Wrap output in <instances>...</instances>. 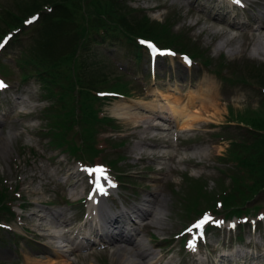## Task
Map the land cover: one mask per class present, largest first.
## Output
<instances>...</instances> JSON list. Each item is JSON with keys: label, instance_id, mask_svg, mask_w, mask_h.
Segmentation results:
<instances>
[{"label": "rangeland", "instance_id": "obj_1", "mask_svg": "<svg viewBox=\"0 0 264 264\" xmlns=\"http://www.w3.org/2000/svg\"><path fill=\"white\" fill-rule=\"evenodd\" d=\"M16 1L0 0V15L5 9H15L13 5ZM119 1L133 8L135 16L144 13L151 22L168 21L169 34L175 35L177 32L183 40L195 43L212 62L209 69L202 65L200 58L192 57L187 65L183 61L186 55L179 54L178 47L174 45L170 46L174 53L163 58L152 56L144 49H139L140 57L135 58L123 38L80 51L86 63L97 53L96 75L105 73L108 82L117 75L128 82L127 96L112 95L99 100V113L108 121L95 125V136L104 138L108 146L100 145L101 140L97 142L98 155L89 162L100 167L101 163L118 158L111 170L104 169L108 177L105 190L109 197L101 204L117 208L122 204L126 208L141 203L146 206L150 202L145 204L142 199L152 194L153 216L157 209L161 220L153 219L154 224L151 222L147 229L140 228L139 239L149 244V250L155 252V243H165L166 238L180 232L190 220L188 217L181 218L185 215L186 204L193 197L190 195L197 193L195 200L200 208L209 205L205 201L208 195L216 198L220 188L230 185V174H238L237 168L228 159L230 155L227 150L233 138L251 140L244 130L248 124L239 120L238 116H254L264 109V99L259 94L261 91L250 88V84H264V80L257 77L261 75L264 78V41L241 35L245 30L252 31L237 26L232 28L229 20L225 24L216 21L213 0ZM252 6L247 10L232 11L238 15L237 19L244 20L257 13L258 5L253 3ZM155 7L157 9L153 10ZM34 14L24 17L23 31H16L13 36L10 34L0 49V78L7 84L0 93V120L3 122L0 126V179L7 188L16 191L11 203L14 217L0 216V264H133L135 260L132 257L136 258V253H126L128 260L122 261L117 256L119 251L113 252L112 246L105 250L94 245L89 249L77 250H68L69 247L64 246L65 252L60 250L59 255L51 253L55 251L53 246L50 249L47 247L50 246L47 242L50 238L44 234L49 232L46 227L51 226L50 221L53 222L52 216L46 215L47 211L63 209L59 215V219L65 220L62 224L74 234L81 235L77 231L81 223L77 221L83 213V204L78 200L90 198V193H93L91 180L95 174L88 171L92 169L90 166L81 165L87 161L75 158L65 142H61V146L51 144L53 138L50 139L49 132L56 127L53 120L46 116L58 111L51 106L55 102L56 86L44 83L41 75L44 77L45 73L40 75L38 66L19 59L22 56L27 59L28 49L35 44L33 26L38 20L36 18L26 23L28 16ZM262 25L256 32L264 33V22ZM1 27L4 32L8 30L4 23ZM218 57L229 62L227 66L230 70L233 63L239 65L248 82L235 80L230 83L211 70L218 66ZM33 69L38 70L37 73L28 75V71ZM230 70L227 75L232 74ZM131 99H136V103L144 101L145 106L157 102L165 106L187 105L190 107L186 112L197 116V119L194 126L187 130H179L176 126L173 128V124L168 122L165 126L167 129L142 131L139 127H132L131 119L119 117L117 104ZM141 112L146 113L144 110ZM71 128V132L66 131L68 145L69 138L76 145L80 142L76 133L79 128L77 125ZM7 134L10 136L6 140L4 136ZM142 134H155V137L146 139L148 146L134 148L136 142L144 143L141 140L145 138L140 137ZM150 144L156 147L151 149ZM116 174L122 178L116 177ZM114 175L120 181L117 188ZM260 200V195L255 196L245 203V207L253 212L252 205ZM62 201L66 202L60 205ZM193 213L190 212L191 215ZM39 215L43 217L38 220ZM88 220L89 217H85V221ZM235 223L234 219L228 222V233H222L226 245L231 244L232 248L239 249L248 239L264 241V215H261L257 226L243 224V227L240 225L237 228L234 227ZM62 224L57 226L58 231L52 232H61V236H64ZM231 226L234 227L232 232ZM62 228L63 231H60ZM227 234L229 238H225ZM220 236L207 235V240L210 245L220 249ZM62 243L68 245L66 241ZM181 247L174 238L169 245L161 248L174 252L172 264H194L188 261L189 257L184 255ZM203 251L208 258L205 248ZM177 255L179 257L176 258Z\"/></svg>", "mask_w": 264, "mask_h": 264}, {"label": "trees", "instance_id": "obj_2", "mask_svg": "<svg viewBox=\"0 0 264 264\" xmlns=\"http://www.w3.org/2000/svg\"><path fill=\"white\" fill-rule=\"evenodd\" d=\"M13 7L15 9H5L0 15V37L14 29L22 32L23 26L25 27L24 17L32 13L37 15L38 21L33 26L35 44L28 49L27 59L25 56L19 59L24 63L38 66L41 71L39 74L45 73L44 77L41 75L44 83L56 86L53 96L55 102L51 106H55L58 111L48 113L46 116L53 120L56 127L49 132L50 139L53 138L49 139L52 146H61V142H65L70 153L77 159L87 161L86 164H91L89 160L98 155L97 142L101 140L100 145L108 146L104 138L95 136L97 129L95 125L108 121L99 113V100L107 97L101 96L109 92L127 95L128 82L117 75L111 82L107 81L105 73L96 75L97 53L95 52V57L86 63L80 51L90 50L105 41L123 38L134 57L139 58L141 46L136 38L140 37L152 40L157 45H174L180 52L200 58L204 67L209 68L212 64L195 43L183 40L177 32L175 35L169 34L168 21L151 22L144 13L135 16L133 13L136 11L119 0H17ZM2 23L8 29L5 32L1 27ZM228 63L218 57V66L211 70L216 71L230 83L235 80L247 83L242 68L233 63L230 70ZM229 70L231 75L226 74ZM37 71L30 70L28 75H35ZM259 76V79L264 80L261 75L257 77ZM254 85L261 88L264 96V84ZM238 118L248 124L244 130L245 134L251 137L250 141L239 138L230 141L228 159L234 168H237L238 174H230V185L227 188H220V193L215 195L216 198H213L212 194L208 195L205 201H208L209 205L200 208L198 201L195 200L197 193L190 195L189 197H193L186 204L182 219L192 218L205 211L222 218L245 215L249 212L245 203L258 195L262 200L254 203L252 207L254 211L264 209V109H260L254 116ZM73 125L79 128L76 133L80 142L75 145L69 138L68 145L66 131L71 132ZM117 161L118 158H115L100 165L113 168ZM117 176L122 178L120 174H116ZM13 189L7 188L0 179V216H13L10 209L12 199H15ZM190 212L195 213L191 215Z\"/></svg>", "mask_w": 264, "mask_h": 264}, {"label": "bare ground", "instance_id": "obj_3", "mask_svg": "<svg viewBox=\"0 0 264 264\" xmlns=\"http://www.w3.org/2000/svg\"><path fill=\"white\" fill-rule=\"evenodd\" d=\"M253 3L258 5L257 9L259 10L260 13L264 12V0H251L250 1V5L252 6ZM255 20H256V22H258V19H255ZM216 21H220V22L225 23V16L224 15L219 16V18ZM230 26L231 27H236L233 24H230ZM176 68H177V66H176ZM147 95H153V94L148 93ZM135 100L136 99H131L128 102L121 101L120 104L119 103L117 104V106L120 109L119 110L120 111L119 112V114H120L119 117L131 119L132 124H133L132 127H139L138 129H140L142 131H145V130H149L150 131L151 129L155 130V128L160 129L158 127H159V124L162 125V123H160V121H158L159 120L158 119L159 118L158 114H161L162 116L167 117L166 118L167 121L174 122V125L179 130L191 129L192 126H194V123H195V121L197 119V116H195V115L191 116V115H189L186 112L187 108L190 107V106H187V105H183L181 107H177V105H169V104H167V106H165L164 104L157 102V103L147 104L145 106V102L144 101L136 103ZM26 105L27 104H25V106ZM141 110H144L146 113H142ZM114 112H116V111H114ZM153 121H154V123H153ZM2 124H3V122L0 120V126ZM163 124H166V123H163ZM133 132H135V131H133ZM9 136H10V134H7V136H4V138L7 140L9 138ZM140 137L145 138V139L141 140L144 143L141 144V143H137L136 142L135 145L133 146L134 148H137V146H148V143H147L146 139H149L150 137H155V134H151V135H143L142 134V136H140ZM149 147L152 149V148H154L156 146L150 144ZM139 150H140V148H139ZM203 150H204V148H203ZM148 153H149V151H148ZM195 153H197V152L195 151ZM151 154H153V153H151ZM147 197L148 196H146V198ZM144 201L147 202V201H150V200L144 199ZM97 210L99 211V214H100L99 217H103V220H104V223H105V228H107L109 226L111 228H113L111 232L108 233V230L105 232L106 233L105 234V238L108 237V236H111L112 234L115 236V238H119V240L118 239L117 240L116 239H112V243H110L112 246H114L113 252H118L119 251V253L117 255L119 260L121 259L122 261H126L127 262L128 256H127L126 253H130V254H133V255H135L134 253H136L137 254V256L135 255L136 258L132 257L133 260H135L133 264H155L154 262L156 261V256H155V254L153 252H151L149 250H146L145 249V245L138 246L137 243H132L131 242V237L133 235H137V233H138L137 231L138 230H135V228H131L132 230H127V231H119V230H117L114 224H110L109 223L111 221V219H112V215H110V218L109 217L105 218L104 215H103L104 212L106 213L108 211L107 205H105L104 203H102L100 206H98ZM134 211H136L138 213L140 218L141 217L145 218L147 220L146 223L148 225H150L151 222L154 224V220L153 219H157V221L161 220V214H159L160 211H157V209L155 210V216H153V214H154L153 208L145 209V208L136 206V207H134ZM107 214H109V213H107ZM46 215L53 216L55 218L54 222L50 221L51 226L50 227H46V229L49 230V232L44 234V235L48 236L49 238L51 237L50 240L47 241L50 244V246H48V249L52 248V246H53L54 250H55V251H53V254L59 255L60 254L59 251L62 250V249L59 246H57V245H53L51 243V239H53V240L57 239L59 237L58 235H61V232L59 234L53 235L55 233L52 232V231H58L57 230V226L59 227V224H62L63 222H65V220L58 218L59 215H60V213L58 211H56V212L47 211ZM42 217H43L42 215H39L38 220L41 219ZM158 219H160V220H158ZM45 224H47V223L45 222ZM37 227H38V224H37ZM84 227H86L85 224H84ZM85 230H86V228H82L81 233H85ZM32 231H35V230L32 229ZM107 234H108V236H107ZM123 238H124V240H126V242H128V245H130V246L129 247H126V246H118V247H116L115 245L117 243H113V242L122 241ZM258 247L259 248L261 247V249H263L264 244L259 245ZM260 250H258V251H260ZM233 256L234 257L235 256H239L240 257L241 254L239 253V251H236L233 254ZM244 256L247 257V253H245ZM258 257H259V259L261 261V264H264V249H263L262 255L261 254L258 255L257 253L254 255V259H257ZM130 259H131V257H130ZM148 259L150 261H148ZM223 260H224V258L218 259V261H223ZM196 261H197V264H207L208 263V260H204L202 257L197 258ZM123 264H124V262H123ZM127 264H130V263H127ZM234 264H236V263H234Z\"/></svg>", "mask_w": 264, "mask_h": 264}, {"label": "snow or ice", "instance_id": "obj_4", "mask_svg": "<svg viewBox=\"0 0 264 264\" xmlns=\"http://www.w3.org/2000/svg\"><path fill=\"white\" fill-rule=\"evenodd\" d=\"M236 2L240 3L241 0H236ZM32 19L35 20L36 18L33 17ZM30 22L31 21H29V23ZM3 46H4L3 44H0V48H2ZM153 51H155L154 48H153ZM6 87H7V84L3 81H0V89H4ZM88 171L90 173L95 174L97 190L100 192H103L104 186L100 182H101V180L108 181V177L105 173V170L102 167H97V168L88 169ZM209 222H214L217 225L222 223V221H213L212 217L205 214V216L202 219L198 220L196 223L191 225L189 228L186 229V231L192 232L195 229V230H197V236L200 238H203V233L200 230L204 227V225L206 223H209ZM197 236H194L193 239L191 241H189V246L192 247L193 249L195 248V240H196Z\"/></svg>", "mask_w": 264, "mask_h": 264}]
</instances>
